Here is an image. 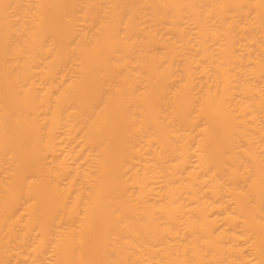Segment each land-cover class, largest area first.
I'll return each mask as SVG.
<instances>
[{
    "label": "bare ground",
    "instance_id": "obj_1",
    "mask_svg": "<svg viewBox=\"0 0 264 264\" xmlns=\"http://www.w3.org/2000/svg\"><path fill=\"white\" fill-rule=\"evenodd\" d=\"M0 264H264V0H0Z\"/></svg>",
    "mask_w": 264,
    "mask_h": 264
}]
</instances>
